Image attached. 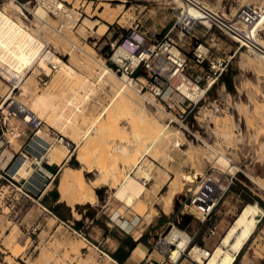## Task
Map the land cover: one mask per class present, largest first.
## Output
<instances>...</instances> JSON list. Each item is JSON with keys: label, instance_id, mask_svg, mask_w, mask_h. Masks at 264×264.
<instances>
[{"label": "rangeland", "instance_id": "obj_1", "mask_svg": "<svg viewBox=\"0 0 264 264\" xmlns=\"http://www.w3.org/2000/svg\"><path fill=\"white\" fill-rule=\"evenodd\" d=\"M27 1L29 0H17V5ZM64 1L67 8L72 10L73 18L76 13L81 14L77 17L80 20L73 30L67 26V18H56L52 14H48V25L44 28L40 27L35 17L38 8L35 2L26 7L29 13L13 8L10 15L12 14V18L21 17L34 34L39 35L49 45L52 53L79 74H83L97 84V88L92 98L83 105L84 110L79 112V124L68 125L67 128L58 125L64 134L78 144L75 156L73 155L69 162L65 160L60 166H55L54 161H47L54 147L60 143L55 142L45 127L39 135L47 143L35 138L36 143L29 145L28 142L31 140L26 139L27 143L21 148L22 141L25 139L20 138L24 134L19 132H25L30 139L34 132L25 130L26 126L20 124L18 119L6 120L9 132L4 139L12 142L7 143L6 146L13 152L17 150V154L13 162L0 171V264H113L88 242L74 236L62 224L61 219L69 218L71 215L69 225L76 227L73 216L75 213L87 216L101 214L98 222L101 226L106 224L109 221L107 215L103 213V207L108 202L116 207L124 206L119 201L123 199L116 193L128 176L147 189L140 195L142 200L140 204L145 208L146 214L151 216L150 218L161 216L168 218L169 221L177 217L183 218L181 228L189 232L199 230L198 218L202 219L194 207H189L192 198L199 206L200 202L196 196L203 189V185L221 183L226 186L230 180H233V184L217 209L216 216L211 221L212 224L219 225V234L214 238L213 251L216 248L227 251L228 249L223 245L224 239L230 229L235 226L241 212L249 206L257 207L261 212L258 217L260 220L258 229L243 252L237 256L235 264H264V208L261 206L264 204V62L248 48L240 49L237 42L216 28L208 32L199 28L197 36L211 47V57L227 58L229 67L219 85L209 93L206 102L195 109L187 123L170 124V117L163 105L154 98L152 99L156 106L149 104L147 99L151 97L143 94L147 99L138 97L139 102L135 109L128 106L118 108L119 99L110 108L108 115L103 117L102 121L100 120L90 138L85 142L83 135L86 134L90 123L98 118L106 107H110L116 89L112 85L106 86L104 81H99L96 66L88 64L81 52L77 51V56L70 54L72 42L73 45L76 44L85 51L88 49L89 53L95 52L99 60L112 68L109 63L112 52L111 42L120 40L122 35L138 22L149 31L150 39H162L174 25V15L180 8L175 7L174 0ZM197 1L211 10L227 13L230 18L235 17L241 7L264 8V0ZM6 3L7 0H0L1 6ZM109 5L121 8L118 9L119 15L112 23L102 20L100 16V13ZM186 8L189 10L188 7ZM261 30V36L258 38L264 41V25ZM204 34H206L205 37H203ZM213 38L214 42L211 41ZM185 41L187 44L183 49L190 56L196 40L188 38ZM36 69L34 68L27 80L32 78L33 84L30 81L29 83L38 92L50 88L52 81L60 78L57 72L48 79V85L45 87L46 85L40 81L39 70ZM116 81L118 85L124 84L119 76ZM10 89L9 83L0 75V107L10 97ZM21 89L22 87L14 92L13 100L16 98L24 108L29 109L30 106L26 102L30 101L31 96L21 97L23 94ZM86 114L91 119L83 125V119H87ZM2 117L0 110V128L4 119ZM16 127L19 129L16 130ZM164 127L167 128L166 137L168 138H162L151 153L144 157L139 167L135 168L134 165L142 158L145 147L152 143L156 133L158 134ZM13 132L15 134H12ZM87 142L94 168L99 167L100 164L97 157L100 155L102 159L105 157L103 164L107 163L105 164L107 166H104L106 169L103 168V174L97 170L88 171L78 162L79 151ZM177 142L182 144L181 147L176 145ZM21 153L33 157L44 156V160L49 164L44 163V167L55 166L56 174L46 179L39 177L34 172V165L26 179L17 181L8 177H12L11 173L22 162ZM67 156L71 158L68 152ZM101 158L98 159L101 160ZM96 162L99 164L96 165ZM65 166L77 168L76 170L84 168V174L89 183L103 178L106 173L115 174L117 179L110 178L96 190V202L72 206L74 199L70 203L59 202L58 187ZM193 173L198 175L199 180L192 191H188L184 184L181 185V178ZM145 175L152 179L151 183L147 181ZM176 184L177 190L180 191L178 193L183 192L175 200L173 208L167 210L168 208L163 207L162 204L163 197L171 188H175ZM56 195L59 208H54ZM131 210L138 213L133 208ZM83 226H85L82 230L85 238L91 244L95 243L96 232L92 231L94 225L89 222ZM208 226L209 224H206L200 230L199 239L206 236ZM117 229L114 227L112 232L116 233ZM169 230L157 237L153 233L156 239L153 244L155 245L161 237L167 236Z\"/></svg>", "mask_w": 264, "mask_h": 264}, {"label": "bare ground", "instance_id": "obj_2", "mask_svg": "<svg viewBox=\"0 0 264 264\" xmlns=\"http://www.w3.org/2000/svg\"><path fill=\"white\" fill-rule=\"evenodd\" d=\"M194 1L202 4L197 0ZM54 2L55 0H45L46 4H52ZM174 3L175 7L177 8H182V6L188 7L190 13L193 16H196V12L194 11V8L191 4H188V6L184 5V0H174ZM204 6L213 13L219 12L217 10H211L206 5ZM26 7L27 5H17V0H7V3L0 7V75L7 82H14V85L17 88L20 89L22 87L21 91H23V94L21 95V97H24V95L25 97L27 95L31 96V98L29 99L30 101L26 102L27 105L30 106L29 109L24 108V106H22L21 103L16 100V98L14 99V104L12 107L17 109L20 113L28 110L35 116L36 121L45 122V124L62 133L67 139L75 144L76 147H74V150H71V148L67 144H65L68 148V154L70 156L74 154L75 156L78 150L77 142L64 134L63 130L59 129L58 125L65 126L67 128L68 125L74 126L75 124L80 123H78L79 112L84 110L83 105L92 98V94L96 91L97 84L91 82L83 74H79L74 68L68 66L61 58L52 53L49 49V45L44 40H42L39 35V37L35 35L34 31L22 20L21 17H11L12 14L10 15V13L12 12L13 8L20 9L21 12H23V10L27 11ZM38 8L35 12V17L38 23H40V27L44 28L48 25V14L51 13L47 11L41 4L38 6ZM63 9L65 13L57 14L54 17H60L62 19L67 18V26H69V28L72 30L75 29L77 22L80 20L77 19V17H80L81 14L76 13V16L73 18V14L71 13L72 10L67 7H63ZM118 9L120 10L121 8L111 7L110 5L107 6V8L100 13L101 19L106 22H114L119 15ZM223 15L230 21L235 18H230L227 13H224ZM236 15L237 12L235 16ZM205 23L206 25L208 24L207 26L209 28L211 27L209 21H205ZM263 25L264 18L258 23L256 28L254 29V32L262 31L261 27ZM258 37L259 36L255 37V44L248 45L247 48L250 50V52L256 54L264 62V41L259 40ZM71 46L72 47L70 48V54L72 56H77V51L81 52L88 64L94 67L96 66L95 68L99 74V81H104L106 86L112 85L113 88L115 87L116 89V93L110 107H106L104 109V112L90 123L88 130L85 132L86 134L83 135V140L86 142L97 127V124H99L100 120L102 121V118L108 115L110 108L114 104H116L119 99L120 103L117 105L118 108L128 106L135 109L137 103L139 102L138 97L144 99L147 98L145 95H143V93L141 94L135 82L120 78L122 81H124V84L118 85L116 81L118 75L104 62L99 60V58L96 57L95 52L89 53L88 49L87 51H85L84 49L79 48L78 45H73V42ZM51 65L55 66L57 69L52 70ZM34 68H37L39 70V74H46L49 77L54 76V74L58 72L60 78H53L54 80L52 81V86L50 88L38 92L32 86V78L30 77L27 80L31 72H33ZM29 81L32 84L29 83ZM47 85L48 84H46L45 87H47ZM61 90L64 92L62 93ZM13 94L11 93L8 99H13ZM147 100L149 104L156 106V103L152 98ZM87 114L85 115L87 117L86 120L84 117V119L82 118L83 125H85L86 121L89 122L91 119ZM26 116H28L27 120H29L31 115L21 114L22 119ZM166 131L167 128L164 127L158 132V134L156 133V136L152 143L149 146L145 147V152L142 158L134 165L135 168L139 167L144 157L151 153L152 149L162 138H168L166 137ZM12 134H15V132H13ZM9 143L12 142L10 141ZM176 145L178 147H181L182 144H180V142H177ZM90 152L91 150L89 147V143L87 142L85 147H83L79 151V156L77 157L78 162L86 167L88 171L97 170L101 174H103V168H105L104 166H107L105 165L107 163L103 164V162H105V157H103L102 159V155L98 157L96 156L97 161L99 160L100 164L96 162L95 164H99V167L96 166L97 168H94L91 163V157L89 154ZM99 157L101 158L102 163L101 160L98 159ZM145 176L147 178V181L151 183L152 179L147 175ZM110 178L117 179L115 174L112 173L110 175V173H106V176L104 174L103 178L101 177L99 179H95L92 183H89L85 178L84 168L75 170L71 167H67L61 175L58 187L60 201L64 203H70L71 200L74 199L75 201L73 202L72 206L76 204L85 205L96 202V190L103 183H107ZM198 180L199 178L197 174H187L182 176L181 185L184 184V186H186L185 189L188 188V191H192ZM254 182L257 183V181ZM122 183L123 184L120 188H118V192L116 193V195H118L119 198L123 199L122 201L125 202L127 206L135 209L138 212V215L145 216L146 210L142 207V204H140V202H142L140 195L143 193V191H147V189L141 186L131 176H128L127 180L123 181ZM176 186L177 184L175 185V188H171V190L167 192V194L163 197L162 204L163 207L168 208L167 210L173 208L175 200L183 192L182 191L181 193H178L180 191L177 190L178 188H176ZM260 214V209L252 206L245 208L241 212L235 222V226L230 229L229 235L224 239V247L228 249L227 251H224V249L222 248H216L210 254V257L207 259V261L204 262L201 258V255L199 254L198 248L196 247L191 252L192 257L202 264H235L237 256L242 253L245 246L249 243L253 234L256 232L257 227L260 223V220L258 218ZM188 242L189 236L187 234H184V232H180L177 228H175L171 232V234L167 236V238L165 239L166 244H177V249H174L171 254L172 260L178 261L181 252L186 248Z\"/></svg>", "mask_w": 264, "mask_h": 264}, {"label": "built area", "instance_id": "obj_3", "mask_svg": "<svg viewBox=\"0 0 264 264\" xmlns=\"http://www.w3.org/2000/svg\"><path fill=\"white\" fill-rule=\"evenodd\" d=\"M33 2H35L37 6L41 4L53 16L65 13L63 7H67L64 0H55L52 4H46L45 0H29L22 5L31 6ZM184 2L186 6H188V4L193 6L196 16H193L185 6L178 9L177 13L174 15V25L162 39H150L148 34L143 31L140 22H138L128 29L120 40L110 43L112 52L109 57V63L112 67L111 69L114 70L121 79L135 82L141 93L154 98L155 101L162 104L165 111L168 112L170 124L187 123L188 118L195 109L198 108L200 104L206 102L209 93L219 85L222 76L229 67V60L227 58L216 59L211 57V47L197 36L198 29L202 28L208 32L216 28L223 34L234 39L241 49L247 48L248 45H254L255 37L261 36L262 31L254 32V29L264 18V8L262 7H241L235 18L230 21L224 17L222 12L213 13L204 5L194 0H184ZM1 5L2 4H0V7ZM26 12L29 13L28 10ZM205 21L210 22V28L206 25ZM205 36L206 34L203 35V37ZM188 38L196 40L190 56H188L183 49L187 44L185 40ZM214 40V38L211 39L212 42H214ZM190 46L192 45L190 44ZM51 69L56 70L57 68L51 65ZM39 77L44 85L47 84L50 78L46 74H40ZM8 83L9 87H11L10 92L12 94L19 89L14 85V82ZM13 102V99H7L0 107L2 118H4L1 124L3 138H7L6 136L9 132L6 127V120L12 118L18 119L20 124L25 125L34 132L30 139V143H36L35 138L47 143V141L40 138L41 136L39 135L40 131L45 127L49 135L53 136L55 142L61 144L65 143L71 150L75 149V144L62 133L45 123L36 121L35 116L28 110L20 113L17 109L12 107L14 104ZM21 114L31 115L30 119L27 120L28 116L22 119ZM15 129L18 130L19 128L16 127ZM19 134L24 133L19 132ZM6 142L10 144L9 140ZM40 147L42 148V146ZM21 154L24 156L23 153ZM73 155L74 154H72L71 157ZM34 158L35 174L46 179L47 176L41 172L40 166H44V163L48 164L47 161L44 160V156H35ZM8 177L12 178L11 176ZM232 184L233 180H230L226 186L221 183L203 185V189L196 198L201 204L209 207L210 211L195 204L193 198L189 207H194L205 221L214 213L219 202L228 192ZM43 209L48 211L44 207ZM55 218L58 219L56 215ZM62 224H64L74 236L82 238L90 244L85 238L82 230L69 225V222H62ZM175 228L189 236V242L186 248L181 252L180 258L184 254L193 258L191 252L197 247L203 261H207L213 250H206L205 248L194 245V237L179 227L172 226L168 235H170ZM216 234V228H211L209 236H216ZM167 236L164 238L161 237L155 243L154 247L159 252L165 254L170 263L177 264L180 258L178 261H174L171 257L172 251L177 249V244H166L165 239ZM100 253L104 255L103 252L100 251Z\"/></svg>", "mask_w": 264, "mask_h": 264}, {"label": "crops", "instance_id": "obj_4", "mask_svg": "<svg viewBox=\"0 0 264 264\" xmlns=\"http://www.w3.org/2000/svg\"><path fill=\"white\" fill-rule=\"evenodd\" d=\"M142 29L145 33L149 34V31L144 26H142ZM25 130H30L31 132H33L28 127H26ZM22 137H24L25 140L26 139L30 140V137H28L25 132L23 136L22 135L20 136V138ZM25 140L22 141L21 148H23V144L25 145L27 143V140L26 142ZM29 143L30 142H28V144ZM6 144H7L6 139H4L2 136V127H1L0 128V171L6 169L7 166H9L13 162V159L17 154L16 152L17 150H15L14 152L12 150H9V147L6 146ZM67 152H68V148L65 145V143L64 144L60 143L59 145L54 147L53 152L50 154V156L47 157V161H51V162L54 161L55 166H60L65 160L69 162V159L71 160L72 157L71 158L68 157ZM34 165H35V158L30 155H24L22 162L19 164L17 169L12 173L13 178L17 181L26 179L27 176H29V174L32 172ZM55 166L52 165L47 167L40 166V170L47 177H51V176L53 177L56 174ZM67 167H71V166H65L64 170ZM224 197L219 202L214 213L208 219L204 221V219L198 218L200 224L199 230L194 232H189L186 229H184L186 232H188L191 236L194 237L193 239L194 245L205 248L206 250L214 249L215 246L214 238L219 234V230H218L219 225L212 224L211 221L212 218L216 216L217 209L220 203L222 202V200L224 199ZM119 201L123 203L124 206L118 205L116 207L113 205V203L108 202L103 207L104 209L103 213L104 215H107L108 218L107 220L109 222H107L102 226L101 223L98 222L101 217V214L94 216H87L86 214L75 213V215L73 216L75 219L74 222L76 228L79 230H84L86 225L83 226V224L89 222L92 225H94V227H92V231L95 230L96 232L95 236L97 240L95 243L92 244L90 243V245L95 250L103 252L105 257L110 261H112L113 264H172L167 260L165 254L159 252L154 247L153 242H155L156 239L154 238L153 233L157 237L163 235L172 226L176 227L177 225L179 228H181L182 227L181 219L183 220V218L177 217L174 218L173 221H169L168 218L166 217L162 218L161 216L154 219L150 218L151 216H149V214L148 215L146 214L145 216H140L135 211L131 210L132 208L127 206L125 202H123L122 200ZM57 202L58 201H56V206L54 208L60 207L59 204H57ZM59 202H61L60 199ZM76 205H80V204H76ZM199 207L210 211L209 207L206 208L207 206L201 203ZM196 213L199 214V212L197 211ZM70 217L61 220L63 222H70L71 220ZM206 224H209V226L207 227L208 229L206 236H204L202 239H199L198 234L200 230H202L203 227H205ZM114 227L118 228L116 230L117 231L116 233L112 232V229ZM214 227L217 230L216 236H209L210 229ZM255 233L253 234V236L255 235ZM101 249H103L105 252L102 251ZM177 264H202V263L198 262L194 258H191L187 254H184L179 259Z\"/></svg>", "mask_w": 264, "mask_h": 264}, {"label": "trees", "instance_id": "obj_5", "mask_svg": "<svg viewBox=\"0 0 264 264\" xmlns=\"http://www.w3.org/2000/svg\"><path fill=\"white\" fill-rule=\"evenodd\" d=\"M74 168V167H73ZM77 169V168H76ZM55 198H56V201L58 200L57 198H58V196L56 195L55 196ZM261 206L264 208V204H261Z\"/></svg>", "mask_w": 264, "mask_h": 264}]
</instances>
